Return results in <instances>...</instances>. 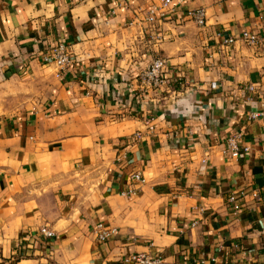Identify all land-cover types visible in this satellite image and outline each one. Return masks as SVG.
<instances>
[{"label": "crops", "instance_id": "1", "mask_svg": "<svg viewBox=\"0 0 264 264\" xmlns=\"http://www.w3.org/2000/svg\"><path fill=\"white\" fill-rule=\"evenodd\" d=\"M160 3L0 0V264H264V56L223 46L264 33V0ZM58 45L71 64H43Z\"/></svg>", "mask_w": 264, "mask_h": 264}, {"label": "built area", "instance_id": "2", "mask_svg": "<svg viewBox=\"0 0 264 264\" xmlns=\"http://www.w3.org/2000/svg\"><path fill=\"white\" fill-rule=\"evenodd\" d=\"M172 0H161L160 7L157 8V11L160 13L161 17L165 15L168 11L169 4ZM113 13V12H112ZM188 16L194 20V22L199 26H204V13L202 9L197 11H193L188 13ZM147 22L155 21V11L152 9L147 14L146 18ZM159 40V38H158ZM236 41L242 42L247 48L255 52L258 56H264V33H259L256 31H243L239 37H230L224 40L223 46L224 48H229ZM41 61L43 64H53L58 68H65L71 64V56L67 50V48L63 45H58L48 52L41 56ZM167 64L163 58H155L151 61V63L147 66L146 70L140 76L141 85L144 87L159 89L162 86L168 84L167 78L164 79L163 75H166ZM176 83L178 81H175ZM251 90V87L249 88ZM259 115L257 113H251L249 115L250 120H254ZM151 129V128H149ZM140 133L138 132L135 135V138H139ZM239 134H232L225 140V154L230 159H236L244 154L249 152V147H239L238 146ZM130 179H132L137 184H144V178L139 173H133L130 175ZM128 195H135L136 191L134 189H130L127 192ZM242 194L239 196L231 195L228 198V202L233 205V208L236 212L240 209V199ZM254 197L258 198L257 195ZM112 229L105 227L103 224H98L93 228V233L95 234L96 240L98 242H104ZM39 238L44 240H51L54 237L53 231L48 227L39 228L37 234ZM126 263L129 264H157L159 261L157 259H152L148 256L142 254H134L125 259ZM202 264V262H199Z\"/></svg>", "mask_w": 264, "mask_h": 264}]
</instances>
